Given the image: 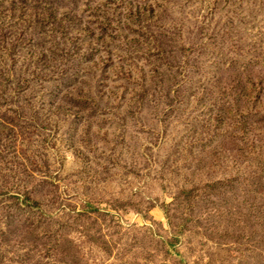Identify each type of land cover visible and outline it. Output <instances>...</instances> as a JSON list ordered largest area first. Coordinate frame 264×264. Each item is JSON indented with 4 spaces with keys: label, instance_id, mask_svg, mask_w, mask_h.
Returning <instances> with one entry per match:
<instances>
[{
    "label": "rangeland",
    "instance_id": "374dc122",
    "mask_svg": "<svg viewBox=\"0 0 264 264\" xmlns=\"http://www.w3.org/2000/svg\"><path fill=\"white\" fill-rule=\"evenodd\" d=\"M0 264H264V0H0Z\"/></svg>",
    "mask_w": 264,
    "mask_h": 264
}]
</instances>
